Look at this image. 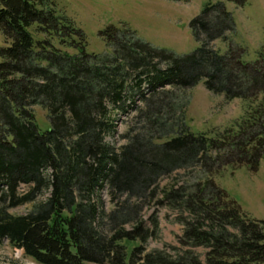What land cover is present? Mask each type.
<instances>
[{
    "label": "trees",
    "instance_id": "trees-1",
    "mask_svg": "<svg viewBox=\"0 0 264 264\" xmlns=\"http://www.w3.org/2000/svg\"><path fill=\"white\" fill-rule=\"evenodd\" d=\"M191 27L201 43L191 54L113 25L101 32L113 52L90 54L84 32L45 0H0V246L7 240L38 264H264V220L213 179L227 167L258 170L264 159V46L253 62L240 46H212L235 30L222 2ZM201 81L245 102L241 122L215 136L191 131L185 92ZM37 107L48 113L47 131ZM123 116L132 119L116 148L106 139ZM189 170L199 171L194 182L160 190L162 179ZM28 204L27 214L11 212ZM152 205L179 213L175 256L146 252L159 231L157 211L146 225Z\"/></svg>",
    "mask_w": 264,
    "mask_h": 264
},
{
    "label": "rangeland",
    "instance_id": "rangeland-1",
    "mask_svg": "<svg viewBox=\"0 0 264 264\" xmlns=\"http://www.w3.org/2000/svg\"><path fill=\"white\" fill-rule=\"evenodd\" d=\"M46 5L55 7L59 15H65L81 29L86 37L87 52L106 55L113 52L101 35L108 26L126 27L136 33L138 38L158 49L168 50L178 56L191 54L201 43L197 41L191 22L200 16L206 6L224 3L232 14L235 30L228 33L227 41L217 40L212 46L225 53L231 45L245 49L244 60L253 62L257 53L264 46V0H247L244 6L227 0H45ZM41 7V5H39ZM36 38H44L30 29ZM5 38L0 30V50L5 47ZM74 53L73 50H69ZM0 55V61H1ZM188 100L186 122L193 133H207L215 136L232 127L245 116L246 104L241 99L227 101L222 94H213L205 88L204 81L185 92ZM37 123L42 131L51 128L48 113L41 107L35 108ZM132 116H123L118 122L115 136L107 141L116 148L125 141L122 138L127 132ZM199 171H181L166 177L160 182V190L176 183L195 181ZM216 184L226 190L242 207L249 217L264 220V159L258 170L244 165L233 170L227 167L213 178ZM29 186H22L26 192ZM50 192L38 197L46 200ZM106 207L111 205L104 193ZM34 204L24 205L11 212L24 215L33 209ZM157 211L159 231L145 245L146 252L165 250L172 256L175 249H182L178 237L183 234L184 226L178 221L179 213L168 205H152L144 213L146 225H150L149 216ZM130 228V226H127ZM133 247V246H132ZM131 248V247H130ZM195 251L205 260L207 249L199 247ZM0 264H38L24 255V252L4 240L0 246Z\"/></svg>",
    "mask_w": 264,
    "mask_h": 264
}]
</instances>
